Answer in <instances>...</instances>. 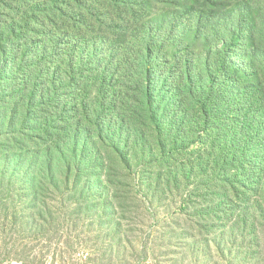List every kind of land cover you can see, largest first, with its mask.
<instances>
[{
	"label": "rangeland",
	"instance_id": "rangeland-1",
	"mask_svg": "<svg viewBox=\"0 0 264 264\" xmlns=\"http://www.w3.org/2000/svg\"><path fill=\"white\" fill-rule=\"evenodd\" d=\"M171 10L147 7L157 21ZM184 38L201 55L194 86L176 45L160 42L151 109L140 59L123 107L98 72L73 92L76 107L57 111L19 85L14 65L4 70L0 51L1 264H264V144L245 138L241 92L249 85L264 105V73L228 70L206 116L197 100L209 95L218 45Z\"/></svg>",
	"mask_w": 264,
	"mask_h": 264
},
{
	"label": "trees",
	"instance_id": "trees-1",
	"mask_svg": "<svg viewBox=\"0 0 264 264\" xmlns=\"http://www.w3.org/2000/svg\"><path fill=\"white\" fill-rule=\"evenodd\" d=\"M7 1L0 0V17L5 9L12 12L10 20L0 24L3 68L14 65L12 76L19 85L30 88L40 105L45 103L57 111L76 107L75 99H71L73 92L87 74L98 72L105 83H117L120 90H116L114 105L120 103L122 107L131 86L137 84L135 78L139 82L144 78L149 92L144 103L148 109L153 108L162 62L157 60L156 51L165 41L176 45L178 67L183 69L188 63L185 80L189 87L194 86L192 70L201 55L186 45L188 32L195 41L201 39L212 46L211 39L215 38L218 45L213 63H208L213 71L209 95L203 98L201 93L197 100L206 116H210L219 97L211 85L228 70L235 74L243 70L247 77L264 73V0H14L17 7L5 6ZM152 2L169 5L173 10L157 21L147 11ZM232 17L234 23L220 37L223 20ZM239 60L243 63H237ZM135 61L141 66L139 75ZM249 87L241 88L243 97L248 98L244 97V135L263 145L264 105ZM100 110L106 112L105 106Z\"/></svg>",
	"mask_w": 264,
	"mask_h": 264
},
{
	"label": "crops",
	"instance_id": "crops-1",
	"mask_svg": "<svg viewBox=\"0 0 264 264\" xmlns=\"http://www.w3.org/2000/svg\"><path fill=\"white\" fill-rule=\"evenodd\" d=\"M1 264V263H0Z\"/></svg>",
	"mask_w": 264,
	"mask_h": 264
}]
</instances>
